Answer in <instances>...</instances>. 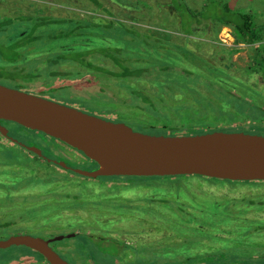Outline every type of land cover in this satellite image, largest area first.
Instances as JSON below:
<instances>
[{
  "label": "rangeland",
  "instance_id": "1",
  "mask_svg": "<svg viewBox=\"0 0 264 264\" xmlns=\"http://www.w3.org/2000/svg\"><path fill=\"white\" fill-rule=\"evenodd\" d=\"M170 2L171 0H0V26L4 23L2 20L21 21L29 14L36 18L41 16L40 13L43 16L58 17L61 11L62 17L68 15L65 12L69 11V15H75L72 16L74 19L94 21V17L103 18L104 24H111L105 27L100 25L111 31L112 36L107 32H100L99 37L104 40L94 41V44L100 48H110L108 44L120 46L121 51L115 52L111 58L116 59L118 56L123 64L115 69L118 73L117 76H112V81L108 79L110 77L101 81L105 84L108 79L112 90L101 87L97 81L101 74L112 70L109 67L95 69L98 73L95 72L97 76L94 77L93 84L89 83L88 75H84L85 80L74 84L73 88L78 90L84 89L85 85H92V88H88V92L92 93L86 95L88 97L69 87L44 88L41 81L36 79L42 78L43 72L47 77L50 68L39 73L35 72L32 65L36 63L35 58L40 57L43 45L40 42L31 43L20 47L24 52L18 53L13 45L8 44L14 37L11 34L16 31L11 28L0 36V84L83 110L107 121L126 124L134 131L147 135L161 134L159 128L164 123L193 126L198 132L207 134L215 130L211 127L214 123L230 124L228 122L236 121L238 123L231 127L245 129L246 134L259 135L260 132L264 136V130L253 129L258 126L256 123L264 126V120L255 119L257 116L264 118V67L256 62V58L261 57L254 51L257 46L237 42L231 28L221 27L214 20L218 13L216 6L229 4L233 10L252 14L253 21L264 28V0H173L172 5ZM176 5L183 7L181 10L184 13L176 9ZM187 7L195 12L204 11V14H191ZM194 18L200 22L196 24L194 33L186 34L185 30H192L190 28ZM112 26L116 28L114 31ZM214 35L217 38L213 39ZM17 56H20L19 59ZM15 59L18 60L10 63ZM45 60L44 58L43 61ZM27 67L29 68L25 72ZM66 83L65 80L60 81L57 86H64ZM158 86L170 91L169 96H165L168 106H176L175 103L185 101L186 104H196L203 99L218 102L221 97L223 100L242 102L238 106H232L239 112H219L228 105L223 102L215 109H206V112H183V117L180 118L174 117L177 112H148V105L146 110L129 106L138 103L137 98L131 96V92H137L144 98L148 97L149 105L156 109ZM36 88L39 90L31 91ZM43 89L45 94L41 91ZM252 103L261 110L257 112ZM86 106L93 107L84 108ZM187 107L189 111L190 107ZM239 107L247 109L246 112H240ZM193 108L198 110L199 105H193ZM234 113L237 116L229 118ZM7 125L13 139L38 148L44 156L40 159L24 147L0 136V146L12 147V151L19 155L18 161L10 160L7 150L0 148V162L10 164L4 173L5 177L0 176V182L12 175L11 179L6 180L4 187L14 185V178L17 177L21 189L19 194L18 190L12 192L14 188L11 187L0 191V241L23 234L44 239L80 234L74 239L58 242L57 251L71 264H148L156 260L187 264L186 260H193L190 259L192 257L200 259L188 264H217L218 259H203L206 255L217 252L216 242L212 244L207 238L202 240L204 234H212L215 230L209 227H212L211 216L205 211L215 209L214 206L220 203V210L229 211L233 216L241 218L242 209L235 199L253 193L254 198L261 191L256 187H234L233 184L225 185L199 176L160 180L155 177L92 179L74 173L73 183L70 185L69 182L59 180V183L45 188L36 187L35 181L48 177L45 172H65L49 164V160L66 162L71 169L89 172L98 167L83 158L82 154L75 156L66 144L43 133L26 130L16 124ZM217 129L221 132L231 131L229 128ZM185 131L177 132L178 136H184ZM15 165L19 167L14 169ZM4 187L2 186V190ZM257 199L258 206L255 208L258 211L248 215L253 223L256 219L264 222V213L259 212V203L264 202V198ZM254 225L260 233L243 232L247 239L246 245H250L245 251L251 248L250 252L255 256L260 253L264 255V224ZM194 235L199 238V245L191 248L188 244ZM206 250L210 253H206ZM21 252L28 255L32 253L27 249L19 250V247L0 250V264H10L15 261L12 253ZM27 258L32 262L15 261V264L41 263L38 259L34 260L35 257Z\"/></svg>",
  "mask_w": 264,
  "mask_h": 264
},
{
  "label": "water",
  "instance_id": "2",
  "mask_svg": "<svg viewBox=\"0 0 264 264\" xmlns=\"http://www.w3.org/2000/svg\"><path fill=\"white\" fill-rule=\"evenodd\" d=\"M1 121L43 133L80 151L98 165L94 171L58 166L92 179L111 177L151 178L199 176L232 182H264V136L221 132L164 136L134 131L77 108L0 84V133L9 137ZM38 157L44 156L11 138ZM52 160H49L51 162ZM78 234L49 239L15 235L0 241V250L25 247L42 255L49 264H71L52 246Z\"/></svg>",
  "mask_w": 264,
  "mask_h": 264
},
{
  "label": "trees",
  "instance_id": "3",
  "mask_svg": "<svg viewBox=\"0 0 264 264\" xmlns=\"http://www.w3.org/2000/svg\"><path fill=\"white\" fill-rule=\"evenodd\" d=\"M90 1L92 2L93 0H90ZM172 4H173V0H171L170 2V5ZM175 7L176 9L184 13L181 10L183 7H179V5H176ZM188 8L189 7H187V11L189 10L191 14H197V16L204 14L203 13L204 11L200 13V12L192 11ZM216 10L218 11V13L216 17L214 18V20L218 22L217 24L221 27L224 26V27L231 28L233 31V36L235 37L237 42L251 45L254 47L257 46L254 48V51H256L257 54L261 57L260 59L256 58V62L260 63V66L264 67V28L261 25L256 24V21L255 22L253 21L254 17L252 14H249V13L243 14L241 10H233L229 4H223V5L218 4L216 6ZM62 13L63 11H61V14L59 13L60 15L58 14V17L48 16V15L43 16L40 13L41 16L36 17V18H35V15L29 14L26 17H24L21 21H16V20H11V19L2 20L4 23H2L0 26V36L2 37L4 34H6V31H8L11 28L15 29L16 31L13 34H11V36L13 35L14 37L12 40L8 42V44L13 45L18 50L17 52L18 53L20 52V54L24 52V50L20 49V47H25L31 43L35 44L36 42H40V44L43 45L44 49L41 52L40 57L38 59L35 58L36 60L34 62L36 63H33L32 65H33V68L36 69L35 72H39V73L45 71L47 67L50 68V71L47 77L44 75V72H43L42 78L36 79V80L41 81L40 83L42 87L44 88L53 87L54 89H58L59 87H69L73 89V91H75L76 93H83L85 95L84 97H88L86 95H90L92 93L88 92L89 90L87 89L86 85L84 89L87 91H85L83 88H80V90L74 89L73 88L74 84L78 83L79 80L83 79L84 75H89L90 73L94 75L95 72L98 73L97 71H95V69L98 70V69L109 67L113 70V72L112 70H109L108 68L107 70L109 71L105 74H101L102 76L98 77L97 81L99 82V85L101 87H106L108 90H112V88L109 85L110 83L108 82V79L112 81L113 80L112 76L114 75L117 76V73H118L117 71H115V69L120 68L123 64L118 60V56L116 59L111 58V56L114 55L115 52L121 51V49L119 48L120 46L118 47L116 45L108 44L107 41H105V43H107L110 48H100L94 44V41H99V39L101 41L104 40L103 37H99L100 32L102 33L107 32L108 34L111 33V31L103 29L105 26L111 23L104 24V21H103L104 19L100 17L99 18L94 17V21L74 19L72 18V16H75V15L73 13L69 15V11L65 12L68 15H64V17H62ZM192 20H193L192 26L190 28L192 30H189V29L185 30L186 34L194 33L195 29L197 28V27L195 28L196 24L200 22L198 19H195V18ZM208 20H211V19H208ZM12 24L13 26H11ZM100 24L104 25V27H102ZM52 25H55V26L52 27ZM113 29H116V28L112 26V31H114ZM109 36H112V35L110 34ZM212 38L215 39L217 38V36L214 35ZM36 48L40 49L39 47H36ZM169 49L170 48H168V50ZM174 52L176 51L174 50ZM53 53H56L55 57H52ZM168 53H170V51ZM24 56H26V54ZM19 57L20 56H17L18 59ZM44 58L46 59L45 61H43ZM18 59H15L14 61H10V63H14ZM97 66H99L100 68H97ZM117 66H120V67H117ZM28 68L29 67H27V69L24 71L26 72ZM74 73L77 75H74ZM72 76H75V77H72ZM105 77H110V78L107 79V82L105 84H102L101 81ZM44 78H50V80H46ZM64 80L67 81L66 85L57 86L59 85L60 81H64ZM49 82H52V84L49 85ZM62 83L63 82H61L60 85H62ZM158 88L159 90L157 91V95H156V109L153 107V105H149L150 101L148 97L144 98V96L140 95L137 92L135 94L131 92V96H135L138 100V103L136 105L130 104L129 106L135 107V109L137 110H140V109L146 110V106L148 105L150 106V108L148 109V112H152V111L153 112L155 111L156 112H168V111L177 112L174 117L180 118V117H183V112H206V109H215L220 103H223V102L231 106L227 105L225 110H220L219 112H239V111H236L234 107L232 106H238L242 102L240 100H236V101L233 100L234 102L232 100H223L224 98L221 97V99H219L218 102L212 99L210 100L203 99L197 102L196 104L199 105L198 110H194L193 108V105H196V104H190V103L186 104L185 102L187 101L175 103L177 104L176 106H168L165 96H169L170 91L165 90L164 87L158 86ZM36 90H39V89L36 88L35 90H31V91H36ZM41 91L43 94L46 93L45 89ZM188 99L189 97L186 98V100ZM245 102L247 104H250L248 101H245ZM236 103H239V104H236ZM252 105L256 107L257 112H259V109L261 110V108L258 105L253 104V103ZM187 106L190 107L189 111H188ZM88 107L91 108L93 106L91 107L88 106ZM88 107L86 106L84 108H88ZM97 109H102V108H97ZM238 109L241 110L240 112H246L247 110L243 107H239ZM236 116L237 115L234 113L233 116L229 118H235ZM255 119H258L259 121L264 120V118H260L258 116ZM1 122L4 126H8L7 124L10 123L7 121H1ZM228 123L230 124H223L221 122L214 123L215 125L211 126L215 128L213 132L221 131L220 129H217V128H225V129L229 128V130L231 131H227L228 133L238 132V131L246 132L245 129L239 130V129H236L235 127H231V125L238 123V122L232 121ZM10 124H14V123H10ZM220 124H222V126H220ZM16 125L20 126L18 124ZM256 125L258 126H255L254 128L251 127V128H253L254 130L256 129L264 130V126H260V124L258 123H256ZM20 127L24 128L23 126H20ZM239 127L243 128V126H239ZM196 129L197 128L193 126L183 125L179 123H176V125H168L164 123L163 126L159 128V131L161 134H157V135L178 136L177 132L181 130H186L185 131L186 133L184 135H198V134L205 133V132H198ZM26 130H29V129H26ZM10 131H9V134L11 135ZM259 135H261L260 132H259ZM0 136L3 137L1 133H0ZM0 148L2 149L5 148L7 150L6 151L8 154L7 157L10 160L11 159L13 161L19 160V155H17L14 151H12V147L8 148L2 145L0 146ZM36 158L38 157L36 156ZM83 158L89 160L85 156ZM9 165L10 164H8L6 161L0 162V176L5 177L4 173L6 171L7 166ZM96 166L98 167L97 164ZM18 167H19L18 165H15L14 169ZM64 173H67V172H64ZM64 173L61 174L63 175L62 181H66V182L73 181L72 176L68 178V176L64 175ZM19 174L21 176V173ZM45 174L48 177L45 179L35 181L34 182L35 186H39V184L42 186L50 185L49 184L50 182L51 184L56 183V180L51 181V179L58 176L57 175L58 173H52L51 171V172H45ZM11 176L9 178H4V180L0 182V185L4 186V184L7 183L6 180L11 179ZM181 177L187 178L186 176L155 177V178L160 180V179H174V178H181ZM116 178H119V177H111L109 179H116ZM201 178H204V177H201ZM46 179H49V180L47 181ZM205 179H209V178H205ZM209 180H215L217 182H222L223 184L225 183L233 184L234 187H243V186H249L250 188L256 187V189H261V191L257 192L254 198H252V196L254 195L253 193L247 196H242L243 198L235 199L238 201L237 202L238 206L242 209V215H240L241 218L233 216V214H231L229 211L220 210L219 209L220 203H217V206H214L216 210L210 208L209 211H205L206 214L211 216L210 219L212 222V227L210 225L209 227L214 228L215 230L213 231L212 234L211 233H207V235L204 234V238H202V240L207 238L212 244L216 242L217 252H215L216 254H212V253L208 254L203 259H218L219 262L217 264H264V255L260 253L259 254L260 256L258 254L257 256H255L253 252H250L251 248L245 251V249L247 247H250V245H246L247 239H246V235H244L243 233V232L252 233L254 231L256 233H260L256 229L254 224L255 223L264 224L262 220H257V219L253 223L250 221L248 217L249 214H252L258 211V209L255 208L258 206L257 198L258 197L259 199L264 198V182H261V181L232 182V181H224V180H217V179H209ZM5 187L6 188L11 187L15 189V185H12V186L6 185ZM252 190L253 189H251V191ZM18 192L19 191H17V193ZM242 195L244 194L242 193ZM227 197L228 196H226V198ZM229 204L232 205L231 203ZM259 206H260L259 212L264 213V202H260ZM263 230H264V227H263ZM79 235L80 234H78V236ZM112 239H115V238H112ZM198 240L199 238L196 235H194L191 238V242L188 244V246H190L191 248L197 247V245H199ZM183 241L184 239H182V242ZM52 245H55V243ZM222 246H223V249H220V247ZM22 249L24 250L27 248L19 247V250H22ZM30 251L32 253H36L32 250ZM23 253L26 254V252H21V254ZM206 253H210V252L206 250ZM12 255H14L15 259L19 257L18 253H12ZM38 255L41 257L42 261L44 262L46 261L44 257H42L40 254ZM190 259H193V260H186L187 264L188 262L197 261L195 259H200V257L199 258L192 257ZM167 263L175 264V263H170L168 261H158L157 262V260L148 262V264H167ZM46 264H49V263L46 261ZM118 264H121V263H118ZM210 264H214V263H210Z\"/></svg>",
  "mask_w": 264,
  "mask_h": 264
},
{
  "label": "flooded vegetation",
  "instance_id": "4",
  "mask_svg": "<svg viewBox=\"0 0 264 264\" xmlns=\"http://www.w3.org/2000/svg\"><path fill=\"white\" fill-rule=\"evenodd\" d=\"M94 73V72H93ZM89 76V78H90V80H89V83L90 84H93V83H95V81H94V77L96 76V74L94 73V75L93 74H89L88 75ZM86 78L84 77L83 79H81V80H85ZM86 81H88V80H86ZM93 82V83H92ZM86 85V87H87V89L89 88V87H91L92 88V85ZM85 90V89H84ZM85 91H87V90H85ZM81 111H83V110H81ZM84 112V111H83ZM7 128H9L8 126H6ZM9 142H11L12 140H11V135L9 134V137H5ZM62 143V142H61ZM61 145H63V144H61ZM65 146H68V145H65ZM68 148H69V150L71 151V152H73L74 153V155L75 156H77V155H81L82 153L80 152V151H78V150H76V149H73V148H71V147H69L68 146ZM25 150H26V148H25ZM28 151V150H27ZM30 152V151H29ZM44 155V154H43ZM61 156H63V155H61ZM83 156V155H82ZM81 156V157H82ZM71 157V156H70ZM84 157V156H83ZM40 159H42V157H39ZM56 161V160H55ZM49 162V161H48ZM66 163V162H65ZM49 164H52V165H55V166H57V167H60V166H58L57 164H55V162H53V160L51 161V162H49ZM67 164V163H66ZM68 165V164H67ZM69 166V165H68ZM70 167V166H69ZM62 168V167H61ZM65 172H67V173H64V175H66V176H68V178H70L71 176H72V174H73V171H71V170H66V169H64V168H62ZM76 169H78V168H76ZM58 176H56V177H54L53 179H51V181H54V180H56V183H59V180H62L63 179V175H61V174H57ZM19 181V179L17 178V177H15V182H14V185H15V189H13L12 190V192H15V191H19L18 192V194L20 193V191H21V189H20V184H18L17 182ZM71 183H73V181H70L69 182V185L71 184ZM49 184H51V182L49 183ZM54 184V183H53ZM48 185H46V186H42V185H40L39 184V186H36V187H40V188H45V187H47ZM4 187V186H3ZM0 191H5V187H4V189L2 190V186L0 185ZM11 191V190H10ZM34 196H36L37 194L36 193H32ZM16 198V197H15ZM1 205V204H0ZM111 238H118V237H111ZM54 244V243H53ZM56 250L58 249V243H55V245H52ZM39 254V253H38ZM38 254H36V253H31V255H28V253H26V254H19L18 253V256L19 257H17L16 259H15V261L16 262H32V261H30V257L29 258H27V256H31V258H33V257H35L34 258V260H40V264H46V261L44 262V261H42V259H41V257L38 255ZM61 255V254H60ZM42 256V255H41ZM62 256V255H61ZM43 257V256H42ZM27 258V259H26ZM64 258V257H63ZM33 260V261H34ZM15 261H12L10 264H15L16 262Z\"/></svg>",
  "mask_w": 264,
  "mask_h": 264
}]
</instances>
